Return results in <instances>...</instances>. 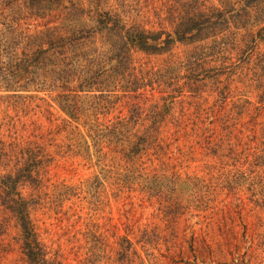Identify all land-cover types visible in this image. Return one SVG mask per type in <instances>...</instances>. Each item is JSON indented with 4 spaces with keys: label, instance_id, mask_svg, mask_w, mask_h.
I'll use <instances>...</instances> for the list:
<instances>
[{
    "label": "rangeland",
    "instance_id": "rangeland-1",
    "mask_svg": "<svg viewBox=\"0 0 264 264\" xmlns=\"http://www.w3.org/2000/svg\"><path fill=\"white\" fill-rule=\"evenodd\" d=\"M156 1L158 8L162 0H45L39 13L13 0L14 15L0 10V58L12 72L0 78V264H30L19 208L10 203L14 183L39 245L63 264H139L135 256L124 259L126 240L146 264H264V176L239 182L224 175L233 162L220 151L228 143L221 136L230 138L226 127L213 125L228 99L221 116H247V146L256 154L234 161L264 164V0H207L221 13L209 16L200 38L176 42L160 57L130 49L122 77L98 84L115 91L104 111L96 110L105 103L96 86L72 102L84 126L49 98L47 72L29 68L28 58H42L36 54L44 48L32 45L38 38V45L49 42L51 28L65 37L64 28L87 34L97 26L98 4L127 28L157 30L141 20L145 14L156 22L157 12L147 11ZM164 6L174 30L201 5ZM103 34L73 49L77 67L89 68L95 83L100 68L90 59L103 50L106 60L110 55L112 39ZM178 87L183 97L173 94ZM28 163L37 164L32 172Z\"/></svg>",
    "mask_w": 264,
    "mask_h": 264
},
{
    "label": "trees",
    "instance_id": "trees-1",
    "mask_svg": "<svg viewBox=\"0 0 264 264\" xmlns=\"http://www.w3.org/2000/svg\"><path fill=\"white\" fill-rule=\"evenodd\" d=\"M26 4L29 5V9L32 11L40 10L39 13H42L43 9V2L45 0H25ZM197 4H200V10L196 12L195 15L186 19L185 23H179L176 29L173 30V25L171 24V20L169 15L166 11H163L164 0L160 1V6H158V2L156 1L153 4L156 8H152L151 10L147 11H154L157 12V15H154L152 12V18H155V21H149V16L141 18V20H145V24L149 25L153 23V25H158L157 30L147 31L142 29L140 26H129L126 27L125 23L121 21L120 18L114 16L110 10L109 11H102L101 5H97V9L93 11V18L97 23V26L94 27L91 31L87 32V34L79 32V37L74 36L69 32L67 28L64 30L68 31V36H61L57 34L55 28H51L49 32H53L52 39L49 42H46L43 45H38L37 43L42 39L38 38L35 44H32L34 47H42L44 49L41 52H37V56L42 58H28V64H32L31 68H38L41 72H44L49 75V81L46 86V93H48L49 98H59L65 105L64 109H66L67 113H71L68 115L69 120L79 125L83 124L82 120H79L78 110L79 107L76 103H72L75 101L77 97L80 96L81 93H84L86 90L84 89L85 86H93L95 87V93L99 95V97H103L102 99L104 105L99 106L96 110L100 113L104 111L110 104L112 95L115 94L114 90H106L105 87L102 89L98 86L101 80L104 78L103 83L107 79H116L120 76V68L124 67L126 64L130 51L134 48L139 52H142L146 55L150 56H157L160 57L162 55L167 54L170 51V48L176 42L188 41V40H195L196 38H200V36L204 35V32L207 31V25L211 22L209 16L212 15L214 18V14L221 13L220 11L215 12L214 7H211L207 0H193ZM244 1V0H243ZM248 1V0H247ZM259 0H250V3L253 5L257 3ZM100 3V2H99ZM14 2L13 0H0V10L1 9H12V15H14ZM31 11V12H32ZM137 16V14H136ZM221 17H223L221 15ZM16 18V15H15ZM64 21V20H63ZM161 29V30H160ZM106 33L109 37H111L112 42L109 44V51L110 55L106 60V54L103 52H98L94 58H91V62H96L100 68L99 70V78L97 79V83L94 81V77H89L88 69L89 68H79L76 65V56L73 53V49L76 45L80 44L83 40L91 41L95 39V35H103ZM43 35L40 33V36ZM105 37V36H104ZM3 39V36H0ZM91 39V40H90ZM8 42V40H6ZM95 41L90 43L94 44ZM46 46V48H45ZM3 47H0V54L3 52ZM131 49V50H130ZM40 59V60H37ZM114 63V64H113ZM168 64V61L164 63V65ZM11 63L8 65L7 69H4L2 58H0V78L5 80V75L11 72L10 68ZM115 65V66H114ZM20 71H23L24 74L26 71V67L21 64L18 65ZM23 69V70H22ZM168 70L171 72L170 66ZM111 72L115 76H108L106 78L105 74ZM157 72V71H156ZM92 73V72H91ZM18 74V73H17ZM93 74V73H92ZM18 76H20L18 74ZM91 80H93L91 82ZM2 83V82H0ZM154 89L156 91V87H160L159 84L157 85L155 81L153 82ZM172 85V84H170ZM169 85V87H170ZM117 85L112 86L114 88ZM156 86V87H155ZM174 90V89H172ZM158 91V89H157ZM156 91V92H157ZM130 92L127 91L126 93ZM161 93V91H159ZM183 89L178 87L174 90V95L179 97H183L184 94ZM228 103V99L224 100L221 105H225ZM222 106L218 114L214 117L213 125L214 126H222L226 127L227 137L230 139H226V135H222V142L225 143L226 140L228 143L226 146L220 147V151L228 150L230 152V156H228V160H232L233 164H229L232 169L230 171L224 173L226 176H233L235 177V181L241 182L243 181H250L254 182L256 178H260L264 176V164L261 162H257V164H253L257 170H253L252 163H238L234 161L235 158H238L240 155H247V157L255 156L256 154L251 153V148L247 146L250 144L251 138H253V132L249 131L246 128L247 121L245 118L247 117L245 114L241 116H237V119L233 118L235 114L233 111H229L228 114H223L221 116V112L223 111L224 107ZM140 109L138 112L143 110V107H139ZM70 111V112H69ZM237 114L239 112H236ZM219 122V125L216 123ZM69 123V121H68ZM82 126V127H83ZM75 128V127H73ZM215 130V129H214ZM97 135V141L101 140V136ZM217 136V135H216ZM234 140V141H233ZM99 143V142H98ZM142 147V146H141ZM145 148H140V152L136 154V158H143L145 157ZM138 151L135 150V153ZM253 154V155H252ZM218 157V156H217ZM219 158V157H218ZM138 159V160H139ZM227 161L221 163L222 168H226ZM37 166L36 163H28L25 169L26 172H32L33 169ZM223 170V169H222ZM10 190V194L12 195L11 204H14L19 208L20 216V223L23 234L25 239L27 238L28 242L26 243V256L30 264H63V262H58V260H52L49 258V255L42 246L39 245L40 241L36 236L34 226L31 224L28 218V212L26 210V203L23 202V198L18 196L16 192V185L15 183L8 187ZM128 245L124 246L123 255L124 259H127L128 263H131V259L134 260V256L137 260H141L139 264H146L142 255L138 252L137 249H133V245L130 241L126 240ZM236 247V246H235ZM222 252L224 250H221ZM231 251H228L230 254ZM233 254V253H232ZM231 255V254H230ZM145 257V256H144ZM146 258V257H145ZM233 258L234 254H233Z\"/></svg>",
    "mask_w": 264,
    "mask_h": 264
}]
</instances>
